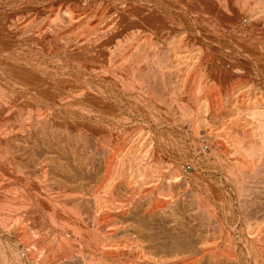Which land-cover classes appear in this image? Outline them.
<instances>
[{
    "label": "rangeland",
    "instance_id": "1",
    "mask_svg": "<svg viewBox=\"0 0 264 264\" xmlns=\"http://www.w3.org/2000/svg\"><path fill=\"white\" fill-rule=\"evenodd\" d=\"M63 1L66 4V0H0V26L3 24L7 17L12 15L15 16V14H20L22 16V20L17 22L18 24L16 23V27H14V29L12 28L11 32H14L15 30L17 31L18 28V31L20 32L18 33L21 34L22 32V34H26L25 36H27L28 39L30 38L31 34H33L32 29L36 31V27H42L47 22L48 23L46 24V26L50 24L52 18H56L58 11V15H62L59 16V20L66 21V19H61L67 18L66 16H68L66 14L67 12H65V15L63 14L64 11H67L66 8L68 7L65 6L66 8H63ZM95 1L97 2L98 0H88L87 4L85 2L81 3L79 5L82 8H78L85 9L88 12V8H90V6L92 8L93 4L95 5ZM104 1L106 2V4ZM104 1L101 0L100 6L96 5V7H100V9L98 7L99 11L102 10L100 12L105 11L106 7L108 6L107 9L113 7L115 13L112 8L110 9V12L113 11V15L120 12V14L118 13L117 15L121 16L122 14V16L124 17V15L126 14L127 16H129L127 17L125 15V18H127L125 20L124 18H120L121 22H119L120 19H118L117 22H114L116 21V17L118 18V16L114 17L115 19L112 18L114 21L111 25H115L114 29H118L119 27L118 30H121L122 25L124 26L126 23L130 24L131 19L134 17V19H136L135 21H138V23H140V21L142 20L141 18L145 17V19L142 20V25L140 23L136 27H134L135 29H132L135 35L131 37V40L134 39L136 44V41L139 42L142 40L141 42L144 45L143 41L145 40H143V37L146 38L147 36H150L149 34H154V32L161 36L163 32L160 31H164L165 35L170 32L169 36L174 33L171 37H166L164 34L162 36L165 37L164 39H166L170 43L172 42L170 41L172 40V37L177 38L178 35L181 36L180 34L182 32V36H184H181L182 47H185V51H198V54L201 53V59H196V61L199 60L200 63L202 62L206 66V68L202 63V66L201 64L198 65L199 61H197V63L195 62V64H197V66L195 67V64H192V61L189 62V58L188 60L187 58L181 59V62L183 60V64L180 63V60L179 62L176 61L175 63H179L180 66L179 64H177V67H175V69H173L174 67L172 68V71L175 72H173V75L171 76L173 78L169 79V83L171 85L168 84L166 91L161 88L162 84H160V82L158 83V76H155L154 80L151 79L150 84L152 90H154L152 91L154 95L153 98L156 101L153 99L154 104L152 103V106L149 104L153 109L148 112V114L150 115L147 114L148 116L145 117L147 118V120L143 117L133 115L136 114L135 111H133L130 115L127 110V113L124 112L125 110H123V117L121 118L122 115H119L120 117H118V114L116 113L117 115H115V117L117 116L119 119L117 117H112L111 122H109L110 119L105 120V118H103L101 120L100 117H96L97 119H93L91 118L93 116H77L74 117L75 119L73 118L74 120L71 118L70 120L65 121L63 119L56 118V120H50L49 122H46L42 125V132H44L42 133V135L37 136V138L35 139L36 141L33 148V153L32 151L29 153L30 156L32 154L31 158L34 157V160L36 162L38 161V163H43V166L47 167L46 169L51 173L53 182L55 180L54 183L57 186L56 188L58 189V194L63 195L62 191H66L64 192V194H68V197L71 193L73 197H78V202L83 203L82 205H80V207L82 206V211H79L80 213L84 211L86 213L90 212L89 215L98 213L100 215V218L109 220V223L106 225L103 223L99 228L100 230H95V228L93 229V227H89L91 224L90 221V223H88L89 225L86 226V233H89L87 237L86 235H84L81 241L78 238V242L75 241L77 246L69 247V244L63 245V243L60 244V242L58 241V239H60L58 238L60 237V234L56 231L55 226H53L54 222L48 220L49 223H52L49 224L47 222V219H49L47 218V215H43V218L38 216L34 223L33 221L29 222V226L32 231H27V234H24V232L23 234L16 233L17 235L14 234V238L16 239H13L9 236L4 237L5 244L8 243L9 245H12L13 251L18 254V262L16 261V263L264 264V130L261 131V129H264L263 22H257V25L253 24L252 27L246 24L245 21L244 23L246 25L243 23V26L237 27V25L231 23L226 19H219V22L218 20H215L213 23H211L209 21L212 20H209V18L206 17L204 18V14H202V0L200 4V0L196 3L195 1L197 0H192L190 3L187 2L188 6L190 7H187L184 3V1L189 0H116L115 4L117 5V7L115 6V4L113 6L114 0L113 3L111 0ZM193 1L195 4L193 3ZM215 1L217 2V4L222 3L221 0H214V4H216ZM245 1L246 0L243 1L244 5L247 6L246 4L248 2L245 3ZM251 1L254 0H250L248 5H252ZM53 2H55L56 4H62L61 7L58 4L57 8L64 11L60 13L61 11L56 8L55 10H58L57 13L55 10L52 12L53 14H51L50 12L45 13V10L49 8ZM222 4V11L224 12L223 15L229 17L228 14L230 12V8L228 9L225 6L226 3L224 4V1ZM241 4L239 5L240 9L242 8L240 12L243 11V7L241 6ZM118 5H120L121 7H119ZM125 5H128L127 8ZM199 5L200 7L198 11ZM32 6L34 8H32ZM69 6L70 8L71 6L74 7L73 5ZM101 6L104 9H101ZM192 6L194 8H191ZM7 7L9 9H7ZM114 7L116 8V10ZM118 7L122 11L118 10ZM124 7L125 9H127L125 10V12ZM129 8L130 10L128 11ZM236 8L233 7V9ZM27 9L32 10L30 11V14H27ZM107 9L105 12H107ZM126 11H131V13H128ZM123 13L125 14L123 15ZM146 13H149L148 16ZM233 13L235 15V13L238 14L239 11L234 10ZM237 14L234 16L235 19L239 17L241 13L238 14L239 16ZM48 15L51 16L48 17L49 19H47ZM53 15L55 16L53 17ZM37 16L39 17V19ZM43 16L46 17L47 22L45 17L42 18ZM139 16L141 20L137 19V17ZM134 19H132V21ZM242 19L245 20L244 18H240V22ZM55 20L58 21V18H56ZM122 20L125 22H123ZM153 22L163 24V27L161 24H157L161 25L160 31H158L159 33L156 31L158 27H156ZM165 24H167V26ZM150 25L155 26V29H153ZM164 26L165 28H167L168 26L170 27L164 30ZM231 26L232 28H229ZM81 27L83 28V30L82 28L79 30V27L77 28L78 32H75L77 31V29H75L73 31V33L75 34H73L72 32L70 34L73 35V38L79 37L80 40L77 39L79 41L84 38V35L86 37L90 33L89 30H92L91 26L89 27L85 25ZM84 27L90 28H86L89 32L84 29ZM214 29L216 31H214ZM152 30L153 32H150ZM16 31L14 34L17 33ZM23 31H26L28 33H24ZM80 31L84 34H81ZM29 33H31L30 36L27 35ZM66 33H69V31L67 30ZM137 33L140 37L138 38V40L136 39L138 37ZM140 33H142L143 36ZM143 33L145 35L147 33L148 34L147 36H145ZM175 34L178 35L176 36ZM0 35L4 34L2 33ZM159 35L157 36L160 38ZM10 36H12V34ZM249 38L252 39L250 40ZM5 39L7 40V38ZM175 39H173L174 43ZM24 40L27 41L26 39ZM239 40H241V43ZM20 41H22L21 37ZM25 41H23L24 44L22 45L25 48L24 50L28 51L27 49L30 46V43ZM25 43H29V45L27 44L25 46ZM135 43H132V45L134 44L135 46ZM258 43L259 45L261 44V47H259ZM140 44L137 45L141 50L143 45ZM127 45H129V47H134L130 45L129 42H127ZM137 45L136 47L138 48ZM169 46L167 45V47ZM257 47L261 48L259 52L257 51V49H259ZM128 48L126 50L129 51V54L131 53L130 50H133V53L135 52V54L140 53L142 55L143 53V50L141 52H138L139 50L136 52L134 51L135 48H131L130 50ZM137 48L135 50H137ZM193 48L195 50H193ZM121 49L125 50V47L120 48V50ZM257 52H261V58H259V60L253 59V55L257 54ZM125 53L123 52V55L128 54L127 51ZM133 53H131L130 55L134 56ZM61 56L58 57L63 58V56ZM197 57H199V55ZM132 59L133 58H131V60ZM190 60L192 59L190 58ZM175 63L173 64V66H176ZM186 69L188 70V73L186 72ZM224 69H226L227 71H224ZM177 70L179 71L177 72ZM179 72L180 75L182 74L186 76L187 74L186 77H188V82L185 81L186 86L184 87V90L181 89L180 91H184L182 93L184 96L180 92L177 93L176 91L177 82L174 75H176L177 73V75H179ZM204 74H207L205 76L206 79L203 76ZM193 78L195 80L197 79V81L199 82L197 84H194L196 83V81H194ZM200 79H202V82H206L202 83ZM155 80L157 81V83ZM191 81H193L194 83ZM209 83H211V85ZM212 83H215L214 86H212ZM78 84H81L77 87L80 88L79 86H82V82H79ZM192 87H194L195 89ZM187 89L189 91H186ZM207 89L210 91H208ZM187 93L189 94V97H187ZM203 93H205V95ZM162 95H164V97ZM156 96L158 98H156ZM197 96H200L201 98H197ZM190 97L193 98L191 99ZM164 98L167 99L163 100ZM160 100L162 104L160 103ZM149 101L148 103L152 102ZM174 103L177 105V107ZM189 103L191 104V106ZM121 104L124 105L126 104V102H123L122 100ZM159 105H162V107L164 108L162 110V107L160 106L158 110V112L162 113V115L160 114V116H163L165 114V116H167L168 118L170 116V118L173 120H167V117H165L166 120H164L162 117L157 118V116H159V113L156 111L157 108L155 109V107H159ZM124 106L126 107L127 105ZM124 106L115 108H117V110H122V107ZM165 108H167L166 110H171H168L169 112H165ZM176 109H178V111H176ZM188 109H192L195 112L196 110H198V114L195 113L196 115H198L196 116V123L192 121V124L190 123L191 119L189 117L188 111H186ZM153 110H155L157 113ZM180 110L182 111V115L180 114ZM199 110L201 111L199 112ZM152 111L154 115H157L155 116L156 120L154 119ZM184 111H186V113ZM151 113L153 118L150 117ZM168 113L171 114L168 115ZM174 114H176L177 116ZM174 117L176 118V120ZM185 117L186 119H184ZM148 118H151V120ZM261 118H263V122H260L262 121ZM87 119L89 122L87 121ZM115 119L119 121H115ZM177 119L181 120L179 121L180 123H182L181 126L177 122ZM174 120L175 125H172V123L171 126H169L168 123ZM182 120H184L185 122ZM144 122L148 123L145 124ZM110 123L114 124L115 126L111 125ZM193 123L194 126H192ZM155 126L157 127L156 129H154ZM175 126L180 127V130ZM109 127H115V131L113 130L112 132ZM168 127L172 129H169ZM200 127L203 128L201 129ZM248 127H250L251 129ZM257 128L259 130H257ZM117 129L118 131H116ZM192 130L194 131V133ZM45 131L51 134L49 136L54 135L52 136V145ZM44 133L45 135H43ZM183 133L185 135H183ZM161 137L164 141L161 139ZM166 138H168V140ZM260 142H262L263 144ZM20 143L22 144L21 147H23L24 143L19 142V144ZM193 146L195 149L193 148ZM51 171L53 172V174ZM195 182L196 184H194ZM75 194L76 196H74ZM66 195L63 196L66 197ZM63 196H60L61 198H59L62 199L60 203L63 204L61 206L60 204L56 205L60 200L56 199L55 202L57 208L61 207L60 210L54 208L56 212L57 210L60 211L58 212L57 216H61V214L59 213L63 214L64 212V216L68 218V220L74 221V216L71 214V212L74 213V211H78L77 207H75L76 204H74L75 206H73V204L70 203L72 205L71 206L69 202H65L66 198ZM68 209L74 210L70 212L67 211ZM65 212H69L71 214V219H69V213H67L68 215L66 216ZM54 214L56 213L54 212ZM33 216H35V214L29 215V217L31 218ZM111 220L113 222H110ZM49 230H51V233L49 232ZM34 231H36L39 236H42L38 238L39 240L37 242L38 249L43 245L41 247L42 254L39 259L37 255H35V258H33L32 252L34 250L32 248L30 250H28L29 248H23L25 245L27 246V243H29L31 240H34L31 237ZM20 235H23V237L21 236V241L18 239ZM12 240L16 243H14ZM20 242H22L23 244ZM72 243H74V241H72ZM78 246H80L81 249L84 248L82 249V252L84 250V253L80 254L81 251L78 253ZM74 248H76L75 251L77 252L75 255H73L75 252ZM83 254H85V256ZM72 255L79 256L77 258L73 257ZM29 257L32 259H30ZM41 257L44 259H42ZM82 257L84 258L85 262L82 261ZM0 264H5L3 257L0 258ZM12 264L15 263L12 262Z\"/></svg>",
    "mask_w": 264,
    "mask_h": 264
},
{
    "label": "bare ground",
    "instance_id": "2",
    "mask_svg": "<svg viewBox=\"0 0 264 264\" xmlns=\"http://www.w3.org/2000/svg\"><path fill=\"white\" fill-rule=\"evenodd\" d=\"M98 1L97 2L95 1V5L93 4L92 8H91V6H90V8H88V10H89L88 12L85 9H79L78 8V7H80L79 4L84 3V2L87 4L88 0H66V4L63 1V3L65 4V5L63 4V8L65 6L69 7V8L65 7L67 9V11H64V10L57 8L59 3L56 4L55 2H53L52 5L45 10L46 12L45 11L44 12L45 13L50 12L51 14H53L52 12L56 8L61 11L60 13H62V11H64V13H63L64 15H65V12H67L66 13L68 15V16H66L67 18H61V19H66V21L65 20H59V16H62V15H58L59 11L55 10L56 13L58 11V13L56 15V18H58V21L55 20L56 18H52V21L49 20V21H51L50 24H48L46 26V24L48 23L47 19H49L48 17L50 15L47 16V19L45 16H43L42 18L45 17L47 23L42 27H39V28L36 27V31H34V29H32L33 34H31V33L27 34L29 36L31 34L30 38H28L29 40L27 39V36H25L26 34H22V32H21L22 35L19 34L20 32L18 31V28H17V31L15 30L17 32L16 34H18V35L14 34L15 31L14 32L12 31L13 33L11 32V29L12 28L14 29V27H16V23L19 22L20 20H22V16L20 14H15V16H13V15L9 16L5 19V21L2 20L4 22L0 26V34L3 33L4 35H0V258L3 257L5 264H12V262L17 264L16 261L18 262V260H17L18 254H16L13 251L12 245H9L8 243H6L7 245L5 244L4 237L9 236L13 239H16V238H14V234H16V233H19V234L22 233L23 234V232H24V234H27L26 233L27 231H30V230L32 231V229H30L29 222L33 221V223H34L38 216L43 218V215H47V218H49V219L46 218L47 222H48V220L51 222H54L53 226H55L56 231L60 234V237L57 236L58 238H60V239H58L60 244L61 243H63V245L69 244V247L70 246L71 247L77 246L76 242H78L77 241L78 238L81 241L82 238L84 237V235H86V237H87V235L89 233L88 232L86 233V231H87L86 226L89 225L88 223H90V221H91V224L89 227H93V229L95 228V230L99 229L103 223L105 225L109 223V220L100 218V215L98 213H95L93 215L92 214L89 215L90 212L86 213L85 211H84L85 213L84 212L80 213L79 211L80 210L82 211V209H81L82 206L80 207V205H82L83 203L78 202L79 201L78 197H73L71 192H70L71 197H70V195L68 197L67 196L68 194L67 195L64 194V192H66V191H62V194L66 195V197L58 194V192H57L58 189L56 188L57 186L54 183L55 180L53 182L52 177H51L52 175L46 169L47 167L46 166L44 167L43 163L41 164V163H38V161L36 162L34 160V157L31 158L32 154L30 156L29 153L31 151L33 153V148H34L35 141H36L35 139L37 138V136L42 135V133L44 132V131L42 132V125L46 122H49L50 120L54 121V119L56 120V118L57 119H63L65 121V120H70L71 118L73 119L74 117H77V116L78 117H91V116H93V117H91L93 119H95L96 117H100L101 120L103 118H105V120L110 119L109 122H111V118L115 117V115H117V114H118L117 116L120 117L119 115L123 114V112H122L123 110H125L124 112H126V110H127L130 113V115L132 114L133 111H135L136 114H133V115H137L138 117L145 118L148 115H150V114H148V112H150L151 109H153L151 107L152 106L151 104L152 103L154 104V102H153L154 95L152 92L154 90H152V87L150 84L151 79L154 80L155 76H158V78H157L158 83L160 82V84H162L161 88L166 91L168 84H170L169 79L173 78L171 76L173 75V72H175L172 70L175 69V67H177V64H179V63H175L176 61L179 62V60H180V63H182L183 60L181 62V59H184V58H187V60L189 58V62L192 61V64H195V62L197 63V61H199V60L196 61V59L200 58L201 53L198 54L199 53L198 51H190V52H189V50L185 51L186 50L185 47H182V45H181V36L183 35L182 32L180 34L181 36H179L178 34H177L178 35L177 36L175 34L178 39L175 37L177 39L176 40L174 37H172L171 38L172 40H170L172 42H170V43H169V41L164 39L165 37H162V36H163V34L165 35V32L160 31V26L162 25V27H163V24L158 23L159 21L157 23L156 22H153V23L156 27H158V29L156 31L157 32L158 31L163 32V34L160 36L159 34L154 32V34H149L150 36H147L148 33L145 35L144 34L145 32H144L143 34L148 37V38L143 37V40H145V41H143L144 45L141 42L142 40L139 42L136 41L137 44L141 43L140 45H143L142 49L140 50L139 46L135 43V40L133 38H132L133 40H131V37H133L135 35L134 31H132V29L140 23L142 25L143 24L142 20L145 19V17L141 18L142 20L140 19V16L137 17V19L141 20L140 23H138V21H135L136 19H134L135 13H137V12H135L134 16H133L134 18H132L134 20L132 21V19H131L132 23H131V21H130V24L124 23L125 25L124 26L122 25L121 30H118L119 27H118V29H116V28L114 29L115 25H111L112 22L114 21L113 19H115L114 17L118 16V18L116 17V21H114V22H117V20L120 18H124V20L127 19V18H125L126 14L123 13V15L125 14L124 17L122 16V14H121V16L117 15L118 13L120 14V12L113 15V11H114L113 7H111L113 9V11L111 10L112 12H110L111 8H108L109 9L108 10L107 5H106L107 6L106 7L107 12H105L106 9H105V11L100 12V11H102V10L99 11V9H100L99 6L101 4V0H98ZM111 1L113 3V0H111ZM115 1L116 0H114L113 6L115 4ZM119 1H121V0H119ZM178 1H180V0H178ZM191 1L192 0L184 1V3L187 7H190V6H188L187 2L190 3ZM194 1H193V3H194ZM198 1L199 0L195 1V3ZM223 1H224V4L226 3L225 6L228 9L230 8L229 9L230 12L228 14L229 17H227L226 15H223V13H224L222 11ZM243 1L244 0H221V2H222L221 4H217L216 1H215L216 4H214V0H202V3H203L202 7L203 8L202 9L200 8V9L203 11V12L202 11L201 12H202V14H204V18L206 17V18H209V20H212V21H209L211 23H213L215 20L216 21L218 20V22H219V19L220 20L226 19V20L230 21L231 23H234L235 25H237V27L243 26L244 21L246 24L250 25L251 27L253 26V24L257 25V22H260V21H262L264 24V0H256L259 3L254 0L256 2V4L254 1H251L252 5H248L250 0L249 1L246 0L245 3L248 2L246 4L247 6L244 5ZM200 2H201V0L199 1V4H200ZM228 2L231 4H229ZM240 2L241 3L243 2V3L241 4ZM239 3L243 7V11H242L243 13L240 12L242 8L240 9ZM102 4H103V2H102ZM105 4H106V2H105ZM59 5H60V7L62 6V4H59ZM69 5H73L74 7L71 6V8H70ZM89 5H91V4H89ZM96 5H99L98 6L99 9H98V7H96ZM115 6L117 7L116 4H115ZM118 6L121 7L120 5H118ZM127 6H126V8H127ZM193 6H196V5H193ZM193 6L191 8H194ZM236 6L240 10L237 9ZM103 7H105V6H103ZM119 7H118V10L122 11L121 9H119ZM199 7H200V5L198 6V11H199ZM233 7L236 9H233ZM32 8H34V7L32 6ZM80 8H82V7H80ZM83 8H86V7H83ZM7 9H9V8L7 7ZM101 9H104V8H102V6H101ZM43 10H44V8H43ZM115 10H116V8H115ZM125 10H127V9H125V7H124V12H125ZM129 10H130V8L128 9V11ZM234 10H236V11L238 10L239 13H241L242 15L240 14V16H239L238 15L239 13L238 14L235 13V15L237 14L239 16L235 19L234 18L235 15L233 13ZM30 11H32V10H28L27 14H30L31 13ZM128 11H126V12H128ZM114 13H115V11H114ZM128 13H131V11ZM148 14H147V16H148ZM194 15H196V14H194ZM199 15H200V13H199ZM54 16L55 15H53V17ZM136 16H138V15H136ZM196 16H198V15H196ZM127 17H129V16H127ZM240 18H244L245 20L242 19L240 22ZM38 19H39V17H38ZM108 21H109V23H108ZM152 21H154V20H152ZM204 21H206V20H204ZM119 22H121V19L119 20ZM123 22H125V21H123ZM41 23H43V22H41ZM117 24H120V23H117ZM121 24H123V23H121ZM157 24H161V25H157ZM234 24H232V25H234ZM85 25L89 26V27L91 26L92 30H89L90 33L86 37L84 35V38L81 41H79L80 40L79 37L73 38L72 37L73 35H70L71 32L73 33V31L75 29L80 27L79 28V30H80L82 28L81 26H85ZM165 25L167 26V24H165ZM23 26H21V27H23ZM155 26H151V27L153 29H155ZM170 26H168V27H170ZM168 27L165 28V26H164V30L168 29ZM212 27H213V25H212ZM214 27H216V26H214ZM86 28L90 29L88 27H86ZM86 28L84 27V29H86ZM229 28H232V26ZM67 30L69 31V33H66ZM82 30H83V28H82ZM26 31H23V32L25 33ZM91 31H92V33H91ZM214 31H216V30L214 29ZM223 31H225V30H223ZM28 32H29V30H28ZM28 32H26V33H28ZM30 32H31V30H30ZM75 32H78V29ZM150 32H153V30ZM238 32H240V31H238ZM11 34H12V36H10ZM73 34H75V33H73ZM81 34H84V33L81 32ZM140 34L142 35V33H140ZM173 34L171 36H173ZM210 34H212V33H210ZM8 35H9V37H8ZM157 35H159L160 38ZM169 35H170V32L167 33V35H165V36L168 37ZM137 36L138 37L136 39L138 40V38H140L138 33H137ZM171 36H169V37H171ZM20 37H21L22 41H20ZM182 37H184V36H182ZM5 38H7V40ZM81 38H82V36H81ZM24 39H26L27 41H25ZM77 39H79V40H77ZM173 39H175V43L173 42ZM249 39L251 40L252 38H249ZM246 40H248V39H246ZM23 41L30 43V46L29 47L27 46L28 49L26 48L28 51L24 50L25 48L22 45V44H24ZM130 41L132 43H135V46H134V44L132 45V43ZM239 41L241 43V40H239ZM19 42H23V43H19ZM127 42H129L130 45H132L134 47H129V45H127ZM29 43H25V46L27 44L29 45ZM187 43H188V41H187ZM136 45L138 46V48L136 47ZM167 45L168 46L170 45V46L167 47ZM258 45H259V43H258ZM260 45H259V47H261ZM188 46H190V45H188ZM194 46H196V45H194ZM122 47H125V50H122V49L120 50V48H122ZM135 47L137 48V50H135L136 49ZM259 47H257V48H259ZM127 48L129 50L131 48H133V49L135 48L134 51H136V52L138 50H139L138 52H141L143 50V53H142V55L140 53H138L141 56L136 53L137 54V56H136L135 52L133 53V50H130V52L134 54V56L133 55L131 56L130 55L131 53L129 54L128 53L129 51L126 50ZM183 48H184V50H183ZM195 49H196V47H195ZM195 49L193 48V50H195ZM260 49L261 48L257 49V51L259 52ZM126 51L128 54L123 55V52L125 53ZM186 52H188V53H186ZM258 52H257V54L253 55L254 56L253 59L259 60V58H261V56H260L261 52L260 53H258ZM61 55L63 56V58L58 57ZM198 55H199V57H197ZM138 56H140V57H138ZM248 57H249V55H248ZM131 58H133V59L131 60ZM134 58H135V60H134ZM190 58L192 60H190ZM250 58H251V55H250ZM229 62H231V61H229ZM262 62H261V64H262ZM174 63L176 64V66L175 65L173 66ZM201 63L199 61L198 65H200ZM202 64H201V66H202ZM254 65H256V64H254ZM179 66H180V64H179ZM181 66H183V65H181ZM196 66H197V64H195V67ZM203 66H205V65L203 64ZM222 66H220V67H222ZM191 68H190V70H191ZM205 68H206V66H205ZM201 69H202V67H201ZM190 70H189V74H190ZM225 70L226 69H224V71ZM178 71L179 70H177V72ZM186 72L188 73V70ZM193 72H194V70H193ZM236 73H237V71H236ZM183 74H184V72H183ZM176 75H174L175 80L177 82V88L176 87L175 88H176V91L178 93L181 91V89L184 90V87L186 86L185 81L188 82V77H186L187 74H186V76L182 75V74L180 75V72H179V75H177V76ZM206 75L207 74L203 75L204 78ZM200 78H201V76H200ZM193 80L196 81V83L191 81L194 84H197L199 82V81H197V79L195 80L193 78ZM200 80L202 82V79H200ZM79 82L80 83L82 82V86H79L80 88H77L78 85H81V84H78ZM204 82H206V81H204ZM204 82H202V83H204ZM156 83H157V81H156ZM194 84H193V86H194ZM209 84L211 85V83H209ZM214 84L212 86H214ZM157 86H159V85H157ZM157 86H155V87H157ZM192 88H194V87H192ZM197 88H199V87H197ZM171 90H172V88H171ZM186 91H189V90L187 89ZM208 91H210V90H208ZM183 92H180V93L182 94ZM156 93H157V91H156ZM205 93H203V94L205 95ZM162 96L164 97V95H162ZM187 97H189V94ZM198 97H200V96H197V98ZM156 98H158V97L156 96ZM166 99L164 98L163 100H166ZM263 99H264V97H263ZM122 100H123V102H126V104H124V105H127L126 107L123 104H121ZM149 100H151L152 102ZM180 100H181V98H180ZM148 101L151 103H148ZM160 103H161V100H160ZM209 105H208V108H209ZM121 106H124V107H122V110L121 109L117 110V108H120ZM160 106L162 107V105H159V107H157V106L155 107V109L157 108L156 109L157 112H158ZM190 106H191V104H190ZM115 107H117V108H115ZM176 107H177V105H176ZM161 109L163 110L164 108L162 107ZM166 109L167 108H165V110ZM199 109H200V107H199ZM168 110H171V109H168ZM168 110H166L165 112H169ZM153 111H155V110H153ZM153 111H152V113H153ZM176 111H178V109H176ZM186 111H188V113H189V117L191 119L190 123L191 124H192V122L196 123V118H197L196 116H198L196 114H198L197 113L198 110H196V112L192 109H190V110L188 109ZM186 111H184V112L186 113ZM200 111L201 110H199V112ZM152 113L150 116L151 118H153ZM158 113H159V116H157L156 114L154 115V113H153L154 119H155V116H157V118L162 117L164 120H166L165 117H167V116H165V114L163 116H160V114L162 115V113H160V112H158ZM185 113H183V114H185ZM169 114H171V113H168V115ZM180 114L182 115V111ZM180 114H179V116H180ZM174 115H176V114H174ZM259 115H261V114H259ZM122 117H123V115L121 116V118ZM151 118H148V119L151 120ZM88 119H90V118H88ZM88 119H87V121H88ZM145 119L147 120V118H145ZM168 119L173 120L170 118V116H169V118L167 117V120ZM184 119H186V117ZM261 119H262V121H260V122H263V118H261ZM175 120H176V118H175ZM175 120L172 122L168 121L169 126H171L172 123H173L172 125H175L174 124ZM177 120H178L177 122L181 126L182 123L179 122L181 120H179V119H177ZM204 120H206V119H204ZM115 121H119V120L115 119ZM182 121H184V120H182ZM188 121H189V119H188ZM112 122H114V121H112ZM157 122H159V121H157ZM144 123L146 124L148 122H144ZM194 123L192 126H194ZM110 124H108V125H110ZM168 124H167V126H168ZM111 125H114V124H111ZM52 126H50V127H52ZM79 126H82V125H79ZM148 126H149V124H148ZM197 127H199V126H197ZM197 127H196V129H197ZM253 127H254V125H253ZM257 127H259V126H257ZM109 128L113 132L115 127L114 128L109 127ZM156 128L157 127L155 126L154 129H156ZM168 128L172 129L170 127H168ZM176 128L179 129L180 127H176ZM248 128H250V127H248ZM97 129H98V127H97ZM79 130H80V128H79ZM257 130H259V129L257 128ZM263 130L264 129H261V131H263ZM116 131H118V129ZM45 132H46V135H48V138L50 139L51 145H52V141H53L52 136H54V135L49 136L51 134L49 132L47 133V131H45ZM140 132H141V130H140ZM193 133H194V131H193ZM108 134H110V133H108ZM43 135H45V133ZM158 135H160V134H158ZM183 135H185V134L183 133ZM161 139H162V137H161ZM166 139L168 140V138H166ZM19 142L24 143L23 147H21L22 144L20 143L21 144L20 145ZM81 142H82V140H81ZM196 142H195V144H196ZM260 143H262V142H260ZM25 144H26V146H25ZM170 144H171V142H170ZM172 144H173V142H172ZM179 144H178V147H179ZM181 146H182V144H181ZM193 148H194V146H193ZM179 151H180V149H179ZM51 161H53V160H51ZM52 174H53V172H52ZM66 184H68V183H66ZM194 184H196V182ZM57 194H58V196L60 195V196L65 197L66 200L63 199V200H65V202H67V203L69 202V204L72 203L73 206H75L74 204H76L75 207H77L78 211H76V212L74 211V213H73L71 211H73L74 209L73 210H70V209L67 210V211H70L71 214L74 216V221L68 220V218H66L64 216V212H63V214L59 213V214H61V216L60 215L57 216L58 212H60V211L57 210V212H56L54 208H57L56 205L60 204V206H61L63 204V203H60L62 199H59L61 197L59 196V198H58ZM74 196H76V194ZM56 199L60 200L58 204L55 203ZM80 201H81V199H80ZM85 204H86V202H85ZM79 207H80V209H79ZM60 208H57V209L60 210ZM54 212L56 214H54ZM67 213H69V212H67ZM67 213L65 212L66 216L68 215ZM31 214H35V216H33L32 218L29 217V215H31ZM71 214L69 213V215H70L69 219H71ZM62 216H64V217H62ZM110 222H113V221L111 220ZM49 224H52V223H49ZM36 231H34V233L32 232L33 234L31 236L34 240H31L29 243H27V246L25 245V242H26L25 241L24 242L25 246L24 245H22V246H24L23 248H29L28 250H30L32 248L34 250L32 252L33 258H35L34 257L35 255H37V257L39 259V257L42 254V248L41 247L43 245L40 247L41 249L40 248L38 249V247H37V244H38L37 242L39 240L38 238L42 237V236L41 235L39 236V234ZM50 231L51 230H49V232ZM21 236L23 237V235H20V237L18 238L19 240L21 239ZM27 237H28V235H27ZM84 239H87V238H84ZM15 241H17V240H15ZM43 241H44V239H43ZM72 241H74V243L76 245L74 243H72ZM14 243H16V242H14ZM20 243H22V242H20ZM73 244H74V246H73ZM80 244H82V243H80ZM78 245H79V243H78ZM78 247H79L78 248L79 251L77 250L78 253L80 251H81L80 254L84 253V250L82 252V249H84V248L81 249L80 246H78ZM75 249L76 248H74V251H75ZM72 252H71V254H72ZM17 253H19V252H17ZM56 253H57V251H56ZM62 253H63V251H62ZM76 253L77 252L75 251L73 255H75ZM32 255H30V256H32ZM83 255L85 256V254H83ZM78 256L76 255L73 257L78 258ZM87 257H88V255H87ZM79 258H81V257H79ZM5 259L7 260V263H6ZM30 259H32V258H30ZM42 259H44V258H42ZM32 261H34V260H32ZM82 261L85 262L84 258ZM39 264H41V263H39Z\"/></svg>",
    "mask_w": 264,
    "mask_h": 264
}]
</instances>
